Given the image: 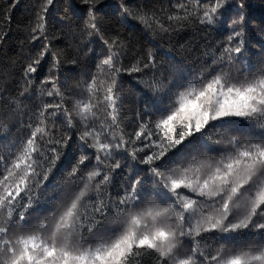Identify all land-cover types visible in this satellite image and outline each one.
I'll use <instances>...</instances> for the list:
<instances>
[{
  "label": "snow or ice",
  "instance_id": "obj_1",
  "mask_svg": "<svg viewBox=\"0 0 264 264\" xmlns=\"http://www.w3.org/2000/svg\"><path fill=\"white\" fill-rule=\"evenodd\" d=\"M0 264H264V15L0 4Z\"/></svg>",
  "mask_w": 264,
  "mask_h": 264
},
{
  "label": "trees",
  "instance_id": "obj_2",
  "mask_svg": "<svg viewBox=\"0 0 264 264\" xmlns=\"http://www.w3.org/2000/svg\"><path fill=\"white\" fill-rule=\"evenodd\" d=\"M5 0H0V4L4 3ZM161 3H166V0H159ZM248 3L250 4V11L252 16L254 17V22L258 25L259 24V18L261 15H264V0H248ZM13 28L15 29L17 25H20L23 23L24 20V13L23 10L20 8H17L13 12ZM185 38V34H181V36L177 37L176 40H179L180 42H183V39ZM176 40L173 41V43H176ZM165 48H169V45L165 43Z\"/></svg>",
  "mask_w": 264,
  "mask_h": 264
}]
</instances>
